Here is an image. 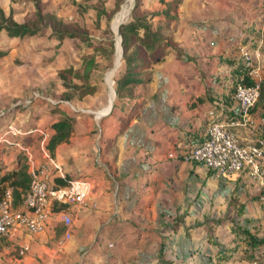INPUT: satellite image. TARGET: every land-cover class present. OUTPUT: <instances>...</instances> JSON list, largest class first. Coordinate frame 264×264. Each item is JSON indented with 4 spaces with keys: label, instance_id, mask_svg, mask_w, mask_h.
<instances>
[{
    "label": "rangeland",
    "instance_id": "374dc122",
    "mask_svg": "<svg viewBox=\"0 0 264 264\" xmlns=\"http://www.w3.org/2000/svg\"><path fill=\"white\" fill-rule=\"evenodd\" d=\"M120 1L0 0L5 16L18 24L39 21V14L44 20L41 31L33 36L10 38L4 30L0 32V53H4L0 57V170L14 167L18 155H23L30 169L48 165L53 178L61 168L69 170L72 162L64 161L71 156L74 163H81L88 155L93 164L99 161L103 166L104 158L96 159V151L115 141L113 132L121 120L127 119L133 105L125 102L122 107L114 97V80L121 65L108 82L121 55L113 25L128 0ZM135 4L136 0L123 23L130 19ZM162 7L160 0H140L139 11L151 13ZM61 23L89 35V44L69 38L60 42L52 29ZM110 40L115 44L112 54ZM71 68L73 74H65ZM137 91L151 96L153 88L146 85ZM110 98L111 112L99 116L110 105ZM11 111L12 117L6 118ZM69 113L78 116L74 140L61 145L56 157L51 156L46 148L52 134L50 124ZM85 137L89 139L86 147L80 141ZM108 153L116 162L125 155L122 162L127 161L126 166L132 159L124 154L122 142L113 144ZM171 153L169 156L174 157L176 152ZM182 157V161L191 163L185 154ZM58 162L64 164L59 168L54 164ZM190 168L193 175L186 176ZM204 168L195 163L184 167L180 176L170 179L173 188L169 192L158 188L152 198L143 200V184L138 186L133 198L137 202L129 205L134 209H128V219L121 222L122 228L132 229L135 236L125 237L120 246L110 249L113 255L107 264H251V258L264 264V244L246 253L236 243L243 237L241 229L264 239V177L253 178L248 170L217 177ZM108 174L117 178L110 167ZM80 178L95 183L94 176ZM232 196L245 205L243 213L230 203ZM206 223H212L210 234L220 245L208 243L209 232L202 227Z\"/></svg>",
    "mask_w": 264,
    "mask_h": 264
},
{
    "label": "crops",
    "instance_id": "0c3cea01",
    "mask_svg": "<svg viewBox=\"0 0 264 264\" xmlns=\"http://www.w3.org/2000/svg\"><path fill=\"white\" fill-rule=\"evenodd\" d=\"M172 34L182 56L168 52L164 61L154 65L152 81L141 85L152 86L151 96L137 91L130 108L134 115L127 129L119 134L118 124L113 132L115 143H106L101 151L100 147L96 151V159L104 158L103 166L95 160L93 164L88 155L81 163H74L71 156L64 161L72 162L69 170L61 168L54 174L68 175L71 180L95 178V183L89 180L86 204L71 209L74 221L71 239L62 246L59 244L64 225L57 220L39 235L19 229L3 242L0 264H107L113 255L110 249L120 246L125 237L135 236L132 229L122 228L121 222L128 219V209H134L129 205L137 202L133 200L137 187L143 184L140 187L143 200L152 198L158 188L169 192L173 188L170 179L194 164L182 161V155L204 139L211 120L209 113L214 111V119L219 121L236 115L233 87L243 72L239 49L245 46L254 50L259 46L264 65V0H183ZM111 102L110 98V105ZM108 107L98 115H106ZM239 134L243 139L253 138L248 130ZM87 138L80 140L83 145L89 141ZM73 140L72 135L70 142ZM119 142L125 146L124 154L132 158L128 166L127 161L122 162L125 155L118 162L111 161L108 150ZM173 151L176 153L170 157ZM93 152L94 148L90 154ZM54 164L60 168L64 163ZM108 167L117 178L108 174ZM186 171V176L193 175L192 168ZM25 245L30 250L23 256L17 255ZM111 258L114 260L115 256Z\"/></svg>",
    "mask_w": 264,
    "mask_h": 264
},
{
    "label": "built area",
    "instance_id": "2783aa9c",
    "mask_svg": "<svg viewBox=\"0 0 264 264\" xmlns=\"http://www.w3.org/2000/svg\"><path fill=\"white\" fill-rule=\"evenodd\" d=\"M240 55L246 70L256 82L248 86H236V117L219 121L214 119V111L209 113L211 120L207 124L204 139L190 148L185 153V158L213 171L217 177L227 178L248 170L253 178L261 179L264 177V112L254 110L264 75L261 48L258 46L252 50L242 47ZM241 130L250 131L253 138L243 139L239 134ZM29 171L31 184L22 205L17 209L12 207L10 189L0 204V246L19 229L30 235L44 233L54 220L65 227L59 243L62 246L72 237L74 221L71 209L86 204L90 182L79 177L72 179L66 187H59L55 184L48 165H39ZM261 200L264 203V192ZM29 250L25 245L18 254L23 256ZM251 264L261 263L253 261Z\"/></svg>",
    "mask_w": 264,
    "mask_h": 264
},
{
    "label": "trees",
    "instance_id": "16d2710c",
    "mask_svg": "<svg viewBox=\"0 0 264 264\" xmlns=\"http://www.w3.org/2000/svg\"><path fill=\"white\" fill-rule=\"evenodd\" d=\"M160 3L163 5L160 10L147 13L139 11L140 0H136L130 19L120 25L119 34L121 36L122 64L115 77L114 87L117 101L122 107L125 102L129 103L136 100L137 88L139 86L148 84L152 81L154 65L164 61L168 52H174L179 57L182 56L174 41L172 25L173 22L178 19V11L183 0H160ZM38 18L39 21L37 19L30 25L18 24L10 20L9 17H6L3 10L0 8V32L4 30L5 34L10 38L24 37L27 35L33 36L41 31V24L44 22L40 14ZM49 27L52 28V25ZM52 31L60 42H63L66 38L81 40L83 43L87 44H89L90 41V37L86 33L75 29H69L68 26L62 25V23L53 27ZM109 48L110 53H114L115 44L112 40L109 41ZM2 56H4V53H0V57ZM69 73L73 74L72 68L69 71H65V74ZM255 82V79H253L249 75L248 70H246L243 61V72L240 75L239 81L233 87V99L235 88L238 84L248 86ZM254 110L255 112H264V75L260 84V96ZM132 111L127 115V119L120 121L119 134H123L127 129L131 116L134 115ZM12 115L13 112L11 111L6 115V118L12 117ZM234 116L236 117V115ZM77 117L76 114L69 113L50 124L52 134L47 142L46 148L51 156H55L56 150L60 145L70 142ZM22 156L23 155H18V160L14 167H3V169L0 170V204L7 190L10 189L12 207L14 209L22 205L31 184L30 165L26 161H23ZM193 163L201 165L196 162ZM210 173L214 175L213 171H210ZM53 179L55 184L59 187H66L71 181L68 175L64 177H54ZM230 203L236 205L240 213L244 212L245 205L241 203L239 197L232 196ZM62 207L64 208V206H61V208ZM204 226L206 231L209 232L207 234L208 242L214 246L220 245L218 239L210 234L212 223L203 224L202 227ZM241 233L243 237L237 239L236 243L246 253L249 250L258 249L264 244L263 238H257L247 229H241ZM250 260L257 261L258 259L251 258Z\"/></svg>",
    "mask_w": 264,
    "mask_h": 264
},
{
    "label": "bare ground",
    "instance_id": "6f19581e",
    "mask_svg": "<svg viewBox=\"0 0 264 264\" xmlns=\"http://www.w3.org/2000/svg\"><path fill=\"white\" fill-rule=\"evenodd\" d=\"M134 0H128L127 4L124 6L123 10L120 12V14L117 16L116 20L114 21V30L116 31L118 26L128 17L132 6H133ZM120 60V59H119ZM118 64V63H117ZM118 68V65L112 70V72L108 75V82L111 83L112 76L114 74V70ZM115 97V94H114ZM114 99V98H113Z\"/></svg>",
    "mask_w": 264,
    "mask_h": 264
},
{
    "label": "water",
    "instance_id": "95a60500",
    "mask_svg": "<svg viewBox=\"0 0 264 264\" xmlns=\"http://www.w3.org/2000/svg\"><path fill=\"white\" fill-rule=\"evenodd\" d=\"M123 6H124V5H123ZM122 9H123V7H122ZM120 12H121V11H120ZM123 22H124V21H123ZM123 22H122V23H123ZM122 23H121V24H122ZM121 24H120V25H121ZM120 25L118 26L117 31H116L117 40H118V47L120 48V51H121L120 61H119L118 67L122 64V46H121V36H120V34H119V28H120ZM116 69H118V68H116ZM116 69L114 70V72L116 71ZM114 94H115V96H116V92H115V90H114ZM112 108H113V102H111L110 110H109V112H108L107 114H109V113L111 112Z\"/></svg>",
    "mask_w": 264,
    "mask_h": 264
}]
</instances>
